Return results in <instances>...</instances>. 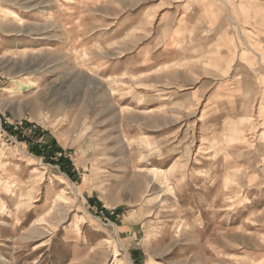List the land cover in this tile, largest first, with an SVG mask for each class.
<instances>
[{
  "label": "rangeland",
  "instance_id": "374dc122",
  "mask_svg": "<svg viewBox=\"0 0 264 264\" xmlns=\"http://www.w3.org/2000/svg\"><path fill=\"white\" fill-rule=\"evenodd\" d=\"M0 188V264H264V0H0Z\"/></svg>",
  "mask_w": 264,
  "mask_h": 264
},
{
  "label": "bare ground",
  "instance_id": "6f19581e",
  "mask_svg": "<svg viewBox=\"0 0 264 264\" xmlns=\"http://www.w3.org/2000/svg\"><path fill=\"white\" fill-rule=\"evenodd\" d=\"M31 9V8H30ZM4 14L5 15H8V14H11V12L9 11V10H5V12H4ZM17 19V22H18V25H22V24H25L26 23V21H25V19H23V18H16ZM249 48V47H248ZM259 65V64H258ZM37 83V82H36ZM36 83H35V85L33 86V87H37V85H36ZM13 87V86H12ZM3 90V89H2ZM4 94H7V95H14V90H13V88H6V89H4V92H3ZM141 142V141H140ZM142 143V142H141ZM203 155H205V156H207V155H211V153H208V152H204L203 153ZM213 156H215V154L214 155H212V157ZM125 171V170H124ZM155 172V171H154ZM231 173V172H230ZM229 173V174H230ZM151 174V176H153V177H162L163 175H165V172H164V170H162V169H159V170H156V172H155V174L154 173H150ZM146 177V176H145ZM153 183V182H152ZM148 184H149V182H148ZM10 185V184H9ZM128 185V184H127ZM167 185V184H166ZM10 189L9 190H6L8 193H9V195H10V201L11 202H15V201H23V200H25L24 198H22V194L20 193V192H16V189L14 188V187H12V186H10L9 187ZM1 189V188H0ZM8 189V188H7ZM154 190V189H153ZM149 192V191H148ZM158 192H159V194L160 193H162L161 195H170V194H172V191L170 190V188H167V189H161V190H158ZM136 193H138V190H136V189H134L133 190V187H132V194H136ZM145 194V193H144ZM143 194V195H144ZM1 195V194H0ZM24 196V195H23ZM134 197V196H133ZM159 197H160V195L158 196V199H159ZM27 198V197H26ZM30 198V197H29ZM28 198V199H29ZM140 198V197H139ZM145 198V197H144ZM156 200V199H155ZM29 201V200H28ZM160 201V200H159ZM54 203V202H53ZM52 204V203H51ZM20 205H22V204H20ZM23 209V208H22ZM38 221V220H37ZM41 222V221H40ZM41 224V223H40ZM78 225V224H77ZM77 225H75V228H77L78 226ZM79 229V228H78ZM42 246V245H41ZM40 247V246H39Z\"/></svg>",
  "mask_w": 264,
  "mask_h": 264
},
{
  "label": "trees",
  "instance_id": "16d2710c",
  "mask_svg": "<svg viewBox=\"0 0 264 264\" xmlns=\"http://www.w3.org/2000/svg\"><path fill=\"white\" fill-rule=\"evenodd\" d=\"M37 155H40V154H38V153H36Z\"/></svg>",
  "mask_w": 264,
  "mask_h": 264
}]
</instances>
